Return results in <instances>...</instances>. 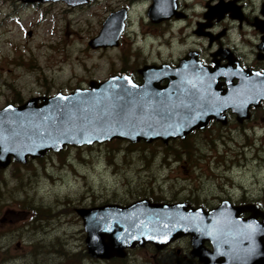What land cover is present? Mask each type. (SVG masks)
Listing matches in <instances>:
<instances>
[{"label":"rangeland","instance_id":"374dc122","mask_svg":"<svg viewBox=\"0 0 264 264\" xmlns=\"http://www.w3.org/2000/svg\"><path fill=\"white\" fill-rule=\"evenodd\" d=\"M110 2L97 0L93 16L64 5L36 8L0 0V108L32 96L69 93L120 71L135 75L143 64L168 58L173 46L180 51L174 41L170 45L165 41L167 36L164 45L160 36L139 34L140 7L119 46L91 48L88 41L102 16L100 7L106 15ZM259 119L264 121V113ZM209 129L167 144L115 139L65 146L24 164L12 161L0 169V264H83L75 256L85 250V232L75 210L84 206L127 204L146 197L208 208L227 194L242 197V187L247 188V197L264 202V162L256 166V160L248 158L257 152L264 157V150L255 146L256 151L239 154L237 144L251 141L249 136ZM263 133L264 128H257L250 135L256 142ZM229 139L234 145H226ZM245 154L247 158L239 162ZM227 163L231 170L226 174L232 180L223 172ZM253 171L258 173L251 176ZM150 253L146 245L130 251L123 261L101 263L87 256L85 264H128L131 257L130 264H147ZM172 255L163 252L161 264H170Z\"/></svg>","mask_w":264,"mask_h":264},{"label":"water","instance_id":"95a60500","mask_svg":"<svg viewBox=\"0 0 264 264\" xmlns=\"http://www.w3.org/2000/svg\"><path fill=\"white\" fill-rule=\"evenodd\" d=\"M97 37L90 41L91 46L99 45ZM186 62L175 68L145 65L139 70L143 77L141 84L133 83L123 73L100 83L90 80L86 90L32 97L18 106L6 105L0 109V168L7 167L12 158L25 163L28 155L41 157L47 150L59 151L64 145L80 146L113 138H126L132 143L161 139L166 143L170 138H184L193 130L203 128L210 118L222 121L221 112L228 106L242 111L249 102L252 93L249 84L239 90L221 88L206 69L192 67L189 61ZM162 75L168 82L160 86L155 80ZM259 79L261 77L257 76L255 80ZM245 80L241 78L240 81ZM201 85L206 87L205 93L216 100L213 107L194 104L193 99L198 101L199 95H192L191 87L198 92ZM227 92L231 96H227ZM182 93L185 95L181 97ZM166 95H178L176 103L168 108L158 105ZM111 98L119 101L112 107ZM39 99L42 102L38 104ZM81 104L83 106L77 111ZM124 104H132L134 109L128 113L122 111ZM89 109L92 113L85 115ZM74 113H80V116L76 117ZM185 205L140 199L125 206L107 203L76 211L83 220L87 232L85 242L91 256H123L125 247L146 242L161 247L189 234L194 254L204 264H210V254L215 252L222 256L215 260L216 264H243L241 261L251 258L254 260L247 264L264 262V212L251 211L248 217L240 219L241 208H229L225 202L209 211ZM258 217H261L260 221H257ZM205 239L213 242L212 253L202 249Z\"/></svg>","mask_w":264,"mask_h":264},{"label":"flooded vegetation","instance_id":"af4514ba","mask_svg":"<svg viewBox=\"0 0 264 264\" xmlns=\"http://www.w3.org/2000/svg\"><path fill=\"white\" fill-rule=\"evenodd\" d=\"M14 2L18 5H32L36 8L44 5L50 9L55 5H64L69 11L73 10L81 14L91 13L93 16H96L97 10L94 7L97 0H14ZM156 4L157 0H111L106 15H103V7H100V9L102 8V16L99 18L98 24H95L94 35L89 41L103 34L107 29H111L112 33L115 34L121 28L116 39L112 42L107 39L106 43L101 42V45L96 48L104 49L119 46L124 35L126 33L130 34L131 25L134 23L133 19L136 17L134 15L135 10L140 7L142 17L137 21V25L141 29L139 34L150 37L160 36L164 45H166V42L169 44L174 41L175 46L181 47L179 51L173 46L168 58L163 59L161 62L153 61V63H147V66L153 68H159L160 66L175 68L180 63L191 60L190 62L192 63L190 64L193 67L197 66L206 69L208 73L213 75L215 83L217 82L221 88L225 89L228 87L227 84L238 83L241 79L239 75H249L257 72L264 73V0H164ZM85 19L90 18L85 17ZM158 30L161 32L157 33ZM163 37H166V42L163 41ZM89 41V46L93 48ZM173 51L179 54L172 56L171 53ZM122 73L128 74L130 79L137 84L143 80L138 70V74L135 75L127 71H120L112 75H120ZM160 76H157L158 79L155 82H159V85L163 86L167 83L168 78L163 77V75L162 77ZM236 110L233 106L224 108L221 112L222 121L214 117L210 118L202 129L193 130L191 133L208 131L210 127H212L210 129L217 131L229 130L242 133L246 137L249 136L251 141H243L237 144V152L239 154L243 150L245 152H254L256 151L254 149L255 146H257V149L264 150V133L256 142L254 139L252 140L250 135H254L257 128H264V121L259 119L264 113V94L258 93L251 96L243 110L241 109L242 111ZM249 122L252 124H248ZM218 125H220L219 128L213 127ZM231 139L227 141V146L234 145V141ZM257 143L259 145H256ZM246 158L247 155L245 154L238 158V161H243ZM248 158L255 159L256 166H258V163L262 164L264 162V157H260L258 152ZM233 163L235 162L233 161L230 165ZM230 165L227 163L226 168H223V172L232 180V177L226 174V171L230 169ZM257 173L258 171H253L251 176ZM247 192V188L242 187V197L234 198L227 194L220 199L217 205L224 201L230 206L240 207L244 212L242 213L244 217L248 215L249 211L264 212L263 200L261 198L247 197ZM100 205L84 206L83 208ZM192 205L196 206L198 204ZM199 205L205 209L211 208H207L202 204ZM82 226L85 232V250L84 254L78 252L75 256H80V261L84 260L83 264L87 261L85 260L87 256L94 260H99L101 263L103 261H123L126 260L130 251L138 247L143 248L146 245L151 249V255L145 261L147 264H161L160 258L163 252H172L170 264H204L199 256L194 254L191 239L188 235L174 239L162 247H157L152 243H145L142 246L135 245L125 248L123 256H112L106 259L96 258L88 253L83 222ZM202 245L206 249L212 248L209 241H203ZM54 251L58 253L59 249ZM0 260H3L1 256ZM133 260V257H131L128 264Z\"/></svg>","mask_w":264,"mask_h":264},{"label":"bare ground","instance_id":"6f19581e","mask_svg":"<svg viewBox=\"0 0 264 264\" xmlns=\"http://www.w3.org/2000/svg\"><path fill=\"white\" fill-rule=\"evenodd\" d=\"M183 83V82H182ZM206 88V87H205ZM205 88H204V85H201V89H199L198 92H196L197 89H194V87H191V90L193 91L191 94L193 95H199V100L196 101L193 99L194 101V104L197 105V106H209V107H213L215 104H216V100L213 98V97H210L209 95H207L205 93ZM209 90V89H208ZM264 90V82H261V81H257L255 87H254V90L253 92L249 95L248 98H250L251 96H254L260 92H262ZM184 91V90H183ZM185 95L182 93L181 97ZM178 95H173V96H166L167 98H165V100H160L159 101V106L161 107H165V108H168L169 106H171V104L177 100V97ZM180 96V95H179ZM192 99V98H191ZM191 101V100H190ZM193 105V104H191ZM196 106V107H197ZM217 107V106H216ZM221 107V106H219ZM215 109H218V108H215ZM177 112V111H176ZM180 113V112H179ZM189 117H192V116H189ZM199 119V117H198Z\"/></svg>","mask_w":264,"mask_h":264}]
</instances>
